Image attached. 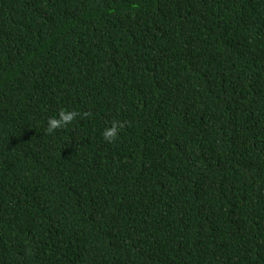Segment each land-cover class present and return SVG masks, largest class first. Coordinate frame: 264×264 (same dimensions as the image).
I'll return each mask as SVG.
<instances>
[{"label": "trees", "instance_id": "1", "mask_svg": "<svg viewBox=\"0 0 264 264\" xmlns=\"http://www.w3.org/2000/svg\"><path fill=\"white\" fill-rule=\"evenodd\" d=\"M0 264H264V0H0Z\"/></svg>", "mask_w": 264, "mask_h": 264}, {"label": "clouds", "instance_id": "2", "mask_svg": "<svg viewBox=\"0 0 264 264\" xmlns=\"http://www.w3.org/2000/svg\"><path fill=\"white\" fill-rule=\"evenodd\" d=\"M81 115L76 110L61 109L47 120V134L51 135L58 129H62L71 124L77 117ZM84 116H90L91 113H84ZM124 123L118 120L111 122L110 126H106L103 130V139L108 143H113L119 139L120 132L124 128Z\"/></svg>", "mask_w": 264, "mask_h": 264}]
</instances>
